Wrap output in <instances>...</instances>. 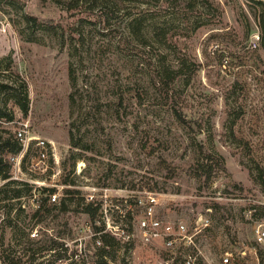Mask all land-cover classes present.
<instances>
[{
	"label": "rangeland",
	"instance_id": "obj_1",
	"mask_svg": "<svg viewBox=\"0 0 264 264\" xmlns=\"http://www.w3.org/2000/svg\"><path fill=\"white\" fill-rule=\"evenodd\" d=\"M1 83L0 136L28 125L49 162L0 178V264H53L55 242L96 262V227L113 264H264V0H0ZM151 195L193 246L141 240Z\"/></svg>",
	"mask_w": 264,
	"mask_h": 264
},
{
	"label": "built area",
	"instance_id": "obj_2",
	"mask_svg": "<svg viewBox=\"0 0 264 264\" xmlns=\"http://www.w3.org/2000/svg\"><path fill=\"white\" fill-rule=\"evenodd\" d=\"M259 40V37H257ZM257 40L252 41V48L257 46ZM28 125L24 124V129L18 130L15 132V139L22 145L21 151L16 155H10L9 160L11 165L17 166L20 168L21 163L25 157V154L28 150H32L38 153L39 163H43L44 170L48 169L49 162V150L48 143L44 140L35 137H26ZM32 143V145H30ZM31 146V148H30ZM39 163L36 165L38 166ZM33 182V181H31ZM35 183V182H34ZM37 183V182H36ZM49 200L53 203L56 202L57 197L56 194H50ZM156 202V198L151 195L149 196V207L146 210V216L139 222V234L141 240L144 243H153L155 241L161 240L165 244L167 251L170 253H174L175 245L180 242L183 246L191 247L194 244V233H189L187 226L184 222L180 221L179 223L172 222H164L159 220L153 216V203ZM102 230L94 231L95 236H98L95 240L97 248V261L90 262L89 254L91 251H87L86 249H81L80 251H69L68 248L63 247L61 244L54 247L56 251L54 263L53 264H99L100 261L105 260L108 264H113L108 260L107 255L100 257L99 250L104 248L105 245L102 243L101 235L102 233H106L111 237L115 238V234H110L104 228L99 227ZM119 228V227H118ZM256 240L260 244H264V226L259 225L256 227ZM130 238V234L128 235ZM255 254L257 251L255 249ZM244 256L245 252L239 253ZM233 253L226 252L225 255L221 259V264H232ZM41 264V263H40ZM168 264V262L166 263ZM182 264H200L197 259V255L195 254H186Z\"/></svg>",
	"mask_w": 264,
	"mask_h": 264
},
{
	"label": "trees",
	"instance_id": "obj_3",
	"mask_svg": "<svg viewBox=\"0 0 264 264\" xmlns=\"http://www.w3.org/2000/svg\"><path fill=\"white\" fill-rule=\"evenodd\" d=\"M5 88H9V90H13L11 85H8L6 83H1L0 84V90H6ZM2 92H4V91H2ZM10 96L12 98V97H14V94L11 93ZM23 97H24L23 99L18 98L16 100V102L21 108L26 109V107H27V98H28L26 92L24 93ZM4 116H5V113L0 111V118H2ZM175 116L178 118V120H185L180 115L179 111L175 110ZM12 118H13L12 115H10L9 118H8V121H11ZM21 148H22V145L14 138V135H11L9 133V137L8 138H3L2 136H0V178L1 179H3V180L7 179L8 180L10 178V169L12 167L10 162H7V161L4 160V158L2 156L3 152L5 151V152H8L11 155H16V154H18L21 151ZM203 150L204 149L202 148L201 152L203 154H205ZM9 182H11V183H8L6 186H8V185L13 183L12 181H9ZM25 185H27V183H25ZM43 190L44 191H48L49 195H50V193L52 191H54L53 189H49V188H44ZM7 193H8L6 195L7 199H15V198H19L21 196L20 195L21 194V190L15 189V188L9 189L7 191ZM68 193H70V192L68 191ZM91 206L92 205H90L89 210H90ZM40 208H41V206H40ZM61 209L62 210H67L68 209V205L66 204L65 201L62 202ZM100 230H102V229L99 228V227L95 228V231H100ZM101 239H102L105 247L99 250L100 257L106 255V253L108 252L107 249H106V246H114V243H115L114 242L115 238L111 237L110 235H108L106 233H102ZM55 245L58 246V243L55 242ZM263 259H264V254L262 252H260V260L263 261ZM8 264H19V261L13 258V259H11L9 261ZM99 264H108V262H106L105 260H102V261H100Z\"/></svg>",
	"mask_w": 264,
	"mask_h": 264
}]
</instances>
